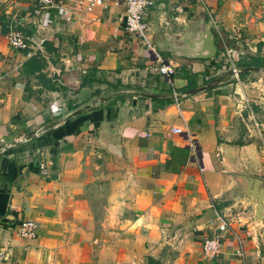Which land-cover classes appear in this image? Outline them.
I'll use <instances>...</instances> for the list:
<instances>
[{
	"label": "crops",
	"instance_id": "1",
	"mask_svg": "<svg viewBox=\"0 0 264 264\" xmlns=\"http://www.w3.org/2000/svg\"><path fill=\"white\" fill-rule=\"evenodd\" d=\"M75 1L43 7L6 0L0 9L31 46L53 41L64 70L80 77L94 70L97 79L77 94L47 90L35 76L19 75L33 49L28 56L0 35L6 264H264V212L256 219L240 201L237 178L264 180V84L246 75L178 100L143 96L180 93L190 80L200 86L221 75L215 57L192 60L158 50L191 20H216L217 51L264 54V0H153L144 20L157 55L173 67L168 78L152 72L153 52L123 33V4L104 0L84 13ZM43 73L54 74L50 62ZM38 129L43 133L36 137ZM44 162L45 177L38 171ZM21 217L36 222L35 240L14 235ZM98 218L104 222L97 232ZM221 221L225 232L216 230ZM218 233L221 253L203 258L202 241Z\"/></svg>",
	"mask_w": 264,
	"mask_h": 264
},
{
	"label": "built area",
	"instance_id": "2",
	"mask_svg": "<svg viewBox=\"0 0 264 264\" xmlns=\"http://www.w3.org/2000/svg\"><path fill=\"white\" fill-rule=\"evenodd\" d=\"M40 6L48 7L51 6L56 0H35ZM104 0H76L74 5L78 8H80L84 13L91 12L95 7L100 6L103 3ZM115 2H118L120 4L124 5L125 8V15L123 18V22L121 25L123 33L130 37H137L142 41V44L147 48L148 50H151L154 54L155 63L157 67H151L152 72L157 73L161 76H164L166 78L173 75L174 70L173 67H171L169 64H165L164 60L157 55L155 48L153 47V44L151 42L150 36H148L147 33V26L146 21L144 20V17L146 15L147 10L152 5L153 0H114ZM178 3H182L185 0H176ZM198 1V0H193ZM212 22L211 29L216 35H221L220 28L216 20L213 18L210 20ZM16 22L13 20H10L8 22V25L6 26L7 29V35L5 37V40H7L8 45L11 48H15L18 50H25L28 49L26 55H30V49H33V52H38L42 50V44L43 40H39L37 42H34V46H31L30 40H28L27 37H25L22 33H20L16 28ZM224 51L228 56H231L234 59H240L242 58L239 52L232 51L231 49H228L227 47L224 48ZM231 59V58H230ZM232 70L234 67L231 68ZM178 92L174 91L173 96L177 95ZM175 100H178V98H175ZM173 133H179L181 129L175 128L172 130ZM43 131L41 129H38L34 132V136L39 137ZM38 171L42 176L48 175V165L47 163H40L38 166ZM201 172H203V169H200ZM217 232H225L227 230V224L225 221H221L218 223L217 226ZM13 233L14 235L19 239H26V240H35L37 235V226L36 222L32 218L28 217H21L18 218L17 223L13 225ZM222 251V236L218 233L214 236L205 238L200 246V252L201 256L205 259L212 260L219 256V254ZM8 262H11V252L7 248H0V264H6Z\"/></svg>",
	"mask_w": 264,
	"mask_h": 264
},
{
	"label": "water",
	"instance_id": "3",
	"mask_svg": "<svg viewBox=\"0 0 264 264\" xmlns=\"http://www.w3.org/2000/svg\"><path fill=\"white\" fill-rule=\"evenodd\" d=\"M212 22L204 17H200L195 21H190L184 25L182 33L179 37L172 35L167 38L166 45L158 46V50H164L170 55L189 58L192 60H211L216 56L217 45L215 35L211 31ZM264 71L262 67H245L236 70L229 69L225 73L213 77V79L203 85L184 89L176 96L159 95L153 93H143V96L152 98L153 100L171 101L180 98L183 95L197 94L203 91L211 90L220 83L228 81L231 77H238L247 72ZM93 104L82 106L81 108L71 111V115L75 116L84 110L89 109ZM238 180L243 183V196L241 202L247 203L254 211L256 219H263L264 212V180L258 176L238 175Z\"/></svg>",
	"mask_w": 264,
	"mask_h": 264
},
{
	"label": "trees",
	"instance_id": "4",
	"mask_svg": "<svg viewBox=\"0 0 264 264\" xmlns=\"http://www.w3.org/2000/svg\"><path fill=\"white\" fill-rule=\"evenodd\" d=\"M8 22L4 15H0V35L4 38L7 35L6 26ZM20 33H22V29L15 27ZM26 34V33H25ZM28 34V33H27ZM262 44L259 43L258 47ZM222 49H219L216 53L217 57ZM224 50V49H223ZM29 50H23L24 54H27ZM43 54L48 55L46 59ZM48 62L52 64L54 69V74L46 78L43 71L46 70ZM220 64H216V68H220ZM63 63L60 61L59 56V48L54 45L53 41L45 40L42 44V50L36 52L34 55L32 54L28 57L25 62L21 65L19 70V75L21 76H35L34 78L38 79L43 87L47 90L54 91V90H69L73 94H77L80 89L84 88L86 85L90 83H94L97 81L96 78H93V71H87L81 77L78 71H74L73 69L64 70ZM236 68H245V67H262L264 68V54H260V49L257 48V52L252 54H247V56L240 58L236 64H234ZM80 72V71H79ZM248 75L244 73L240 75V77H244ZM81 78L80 82L79 79ZM77 81V82H76ZM208 82V81H206ZM204 82V83H206ZM61 83V84H60ZM196 87V82L190 80L187 85L183 89ZM149 263H153L151 258H148Z\"/></svg>",
	"mask_w": 264,
	"mask_h": 264
},
{
	"label": "rangeland",
	"instance_id": "5",
	"mask_svg": "<svg viewBox=\"0 0 264 264\" xmlns=\"http://www.w3.org/2000/svg\"><path fill=\"white\" fill-rule=\"evenodd\" d=\"M6 4V0H0V9L3 8ZM243 48V47H242ZM230 56H228L226 54V52L222 49L220 54L215 57V59L217 60V63H221L220 64V69L221 70V73H225L226 71H228L229 69H231L232 67H234V69H240V68H236L234 66V64H236V62L239 60V59H234L232 56H231V52L229 53ZM245 56H247L245 54ZM243 56V57H245ZM231 58V59H230ZM223 66V67H222ZM247 77L243 78V79H252V81H260L259 83L260 84H264V71H253V72H247ZM234 78H237V77H234ZM102 203L98 202L97 203V206L99 208V210H103V206L106 207V203H105V197L104 199H102ZM99 216H101L100 212L98 213ZM104 221L102 219H99L98 218V225H97V232L101 230V223H103Z\"/></svg>",
	"mask_w": 264,
	"mask_h": 264
}]
</instances>
